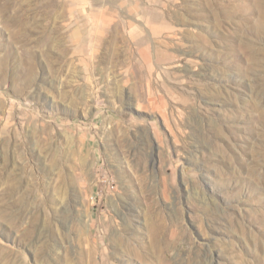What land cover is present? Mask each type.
Listing matches in <instances>:
<instances>
[{
    "label": "rangeland",
    "instance_id": "rangeland-1",
    "mask_svg": "<svg viewBox=\"0 0 264 264\" xmlns=\"http://www.w3.org/2000/svg\"><path fill=\"white\" fill-rule=\"evenodd\" d=\"M0 264H264V0H0Z\"/></svg>",
    "mask_w": 264,
    "mask_h": 264
}]
</instances>
